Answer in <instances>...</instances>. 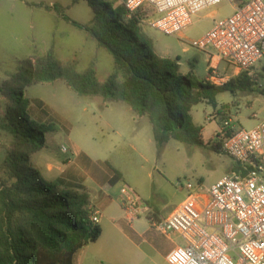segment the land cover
<instances>
[{"label":"rangeland","instance_id":"obj_1","mask_svg":"<svg viewBox=\"0 0 264 264\" xmlns=\"http://www.w3.org/2000/svg\"><path fill=\"white\" fill-rule=\"evenodd\" d=\"M27 2L59 4L81 24L89 23L92 18L87 1L74 4L73 0H0V85L18 71L24 59H35L51 48L60 60L76 61L79 71L93 67L101 82L115 72L113 56L86 31L64 20L56 11L30 6ZM121 3L118 0L116 5ZM232 12L229 2L209 6L194 17V23L182 36L165 34L149 26L151 12L139 13L137 17L154 53L173 60L180 57L183 74L191 70L189 61L196 60L193 74L205 79L211 69L233 76L234 68L212 52L192 46L189 39L200 37L215 20ZM24 93L31 102L30 118L54 126V130L46 133V147L31 156L32 166L44 175L48 161L60 165L71 159L80 165L82 180L91 193L98 184L109 185L108 179L115 169L122 176L116 184L119 194L121 187L128 185L157 210L158 218L151 208V212L143 213L130 224L120 203L106 199L103 208L100 207L101 237L89 243L74 264H166L163 256L169 253L172 243L152 223L159 221V216L164 219L185 200L188 182L196 184L202 179L204 185L210 186L236 165L230 156L209 147L173 139L159 145L147 116L135 114L124 102L78 95L61 79L28 86ZM7 115V100L0 92V168L13 141L11 132L3 126ZM192 117L203 128L204 140L213 143L219 140L218 133L226 121L234 129L256 126L264 117V94L223 92L218 96L217 107L199 104L194 106ZM72 144L81 148L84 155L76 157L70 150ZM63 146L69 151L63 152ZM144 239L154 245L156 252H149ZM137 245L145 252H139Z\"/></svg>","mask_w":264,"mask_h":264},{"label":"trees","instance_id":"obj_2","mask_svg":"<svg viewBox=\"0 0 264 264\" xmlns=\"http://www.w3.org/2000/svg\"><path fill=\"white\" fill-rule=\"evenodd\" d=\"M81 1H87L92 10L87 24L69 17L59 4H27L56 11L64 20L86 31L113 56L115 72L101 82L93 67L79 71L76 61L60 60L51 48L35 59H24L18 71L0 85L8 113L3 126L13 137L11 150L0 168V264H74L76 253L98 241L102 234L101 225L90 220L91 194L87 189L65 188L46 179L31 165V156L46 147V133L54 130V126L30 118L31 102L25 97L26 87L61 79L78 95L124 102L135 114L147 116L159 145L173 139L209 147L218 153H224L221 143L206 142L202 127L194 123V106L207 103L217 107L218 96L223 92L264 94V88L248 72L215 85L208 78L199 79L193 74L197 62L194 60L189 61L190 72L183 74L180 57L163 58L151 50V41L142 33L140 18L137 14L130 15L123 3L116 5L118 0H73V3ZM112 171L110 183L114 184L122 176L117 170ZM147 204L151 212L152 207ZM152 209L158 218L157 210Z\"/></svg>","mask_w":264,"mask_h":264},{"label":"built area","instance_id":"obj_3","mask_svg":"<svg viewBox=\"0 0 264 264\" xmlns=\"http://www.w3.org/2000/svg\"><path fill=\"white\" fill-rule=\"evenodd\" d=\"M238 1V0H237ZM122 0L130 15L151 12L148 25L169 35L182 36L205 8L229 2L233 12L214 21L196 39L197 49L212 52L234 68L233 76L211 70L208 79L223 85L242 72L264 88V0ZM141 21V20H140ZM222 151L237 169L214 184L188 182L187 196L167 217L152 223L184 243L167 254L169 264H264V117L256 126L234 129L226 121L218 133ZM63 152H68L66 146ZM119 203L130 224L148 212V204L128 185ZM101 211L90 220L99 224Z\"/></svg>","mask_w":264,"mask_h":264},{"label":"crops","instance_id":"obj_4","mask_svg":"<svg viewBox=\"0 0 264 264\" xmlns=\"http://www.w3.org/2000/svg\"><path fill=\"white\" fill-rule=\"evenodd\" d=\"M190 26L188 29H190ZM202 130H203V128H202ZM72 145L73 146L70 147V150L72 151V153L76 157H81V155H84V151H82L81 148H79L75 144H72ZM85 157L89 158L87 155H85ZM54 163H55L54 161L53 162L48 161L46 163V167H45L46 173H44V175L43 174L42 175L46 179L58 182L61 186L65 187V188H73V189H79V190L87 189L91 194V205H90L91 210L101 211L100 207L103 208V206H104L103 202L106 199H110L112 201L116 200L119 204L120 194H119L118 189L116 188L117 183H114V184L110 183V179L112 178L113 174H111L109 179H108L109 185H107V184L99 185L98 184L97 189H95L91 193V190L89 189V187L84 185V181L82 180L83 177L81 174L82 171H80V169H79L80 165H78L77 162H75L71 159H67L66 161H64V163H61L60 165L59 164L56 165ZM236 169H237V164L230 170V173ZM92 195H93V197H92ZM119 206H120V204H119ZM159 218L162 219L160 216H159ZM100 223H101V219H100ZM166 235H167V238L172 243V246L167 250V252H170L175 246L182 245L184 243L182 238L176 234H166ZM144 242H145V244H148L149 252H156V249L152 243L147 241V239H144ZM87 246H88V244L76 253L74 262L77 261L78 254L80 252L84 251V249H86ZM137 247H138L139 252H145L142 250L141 245H137ZM163 261L166 264H169L167 262V253L163 256Z\"/></svg>","mask_w":264,"mask_h":264}]
</instances>
